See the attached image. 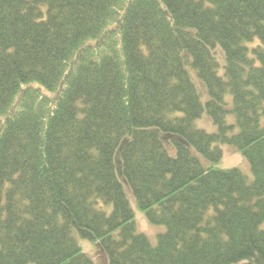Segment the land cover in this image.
Returning a JSON list of instances; mask_svg holds the SVG:
<instances>
[{
  "label": "trees",
  "instance_id": "obj_1",
  "mask_svg": "<svg viewBox=\"0 0 264 264\" xmlns=\"http://www.w3.org/2000/svg\"><path fill=\"white\" fill-rule=\"evenodd\" d=\"M78 236L264 264V0H0V264H96Z\"/></svg>",
  "mask_w": 264,
  "mask_h": 264
},
{
  "label": "rangeland",
  "instance_id": "obj_2",
  "mask_svg": "<svg viewBox=\"0 0 264 264\" xmlns=\"http://www.w3.org/2000/svg\"><path fill=\"white\" fill-rule=\"evenodd\" d=\"M232 117V116H231ZM230 117V119H231ZM209 120V117L207 115L204 116L202 120H200L199 126L206 129L207 131H215V125L212 121ZM207 122V123H206ZM224 157L222 162L220 163L221 167L229 168V167H239L243 171L247 173H251V168L249 163L245 160L243 155L237 151V149L232 145H226L224 146ZM132 205L135 210L136 214V223L138 226V230L141 232H144L148 235L152 243L157 242V234L159 232H162L165 230V226L161 225H155L151 223L148 218L146 217L145 213L140 211L137 207V204L134 200H132ZM112 207L109 206L108 210H110ZM80 244L84 247L85 251L91 256V258L95 261L96 264H103L105 263L104 258L100 254V250L98 247L93 243V241L84 239L80 236H78Z\"/></svg>",
  "mask_w": 264,
  "mask_h": 264
}]
</instances>
